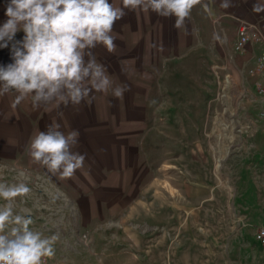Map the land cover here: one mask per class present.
Returning <instances> with one entry per match:
<instances>
[{
  "label": "rangeland",
  "instance_id": "374dc122",
  "mask_svg": "<svg viewBox=\"0 0 264 264\" xmlns=\"http://www.w3.org/2000/svg\"><path fill=\"white\" fill-rule=\"evenodd\" d=\"M255 2L231 0L225 9L201 0L180 29L174 17L125 10L113 28L115 51L93 49L113 88L129 86L119 98L93 91L77 106L33 109L30 97L15 106L14 92L0 97V182L31 189L15 198V211L30 213L32 229L58 235L53 264H264L256 234L264 150L246 147L264 143V109L247 87L246 65L234 76L241 54L232 45L242 21L259 24L247 18ZM0 61L10 62L7 48ZM52 123L79 133L72 150L86 158L70 179L26 151ZM244 167L253 184L246 204Z\"/></svg>",
  "mask_w": 264,
  "mask_h": 264
},
{
  "label": "clouds",
  "instance_id": "9594fccd",
  "mask_svg": "<svg viewBox=\"0 0 264 264\" xmlns=\"http://www.w3.org/2000/svg\"><path fill=\"white\" fill-rule=\"evenodd\" d=\"M201 0H7L0 23V49L9 50L10 62L0 63V97L14 92L13 106L31 98L33 109L54 103L80 105L93 91L119 98L128 85H117L97 62L98 45L109 53L116 49L113 28L128 11L154 12L173 18L180 29ZM231 0H221L229 8ZM252 11L264 12V2L253 3ZM22 33L20 38L17 34ZM221 40L219 34H214ZM159 50H163L162 47ZM78 131L63 132L52 123L29 138L26 151L32 161L59 179H70L84 166L85 154L73 151ZM31 189L23 182H0V264H43L55 255L58 235L45 236L30 227L27 210L15 211L13 201ZM87 245V237L82 238Z\"/></svg>",
  "mask_w": 264,
  "mask_h": 264
},
{
  "label": "crops",
  "instance_id": "0c3cea01",
  "mask_svg": "<svg viewBox=\"0 0 264 264\" xmlns=\"http://www.w3.org/2000/svg\"><path fill=\"white\" fill-rule=\"evenodd\" d=\"M6 2H7V0H0V6L3 5V4H6ZM210 8L213 10L212 7H210ZM209 12H210V10H209ZM247 18L249 20H252V21H258L260 27L264 31V15L262 13H253V14H250L249 17H247ZM260 49H261L260 45L258 43H256V42H250L248 44L247 50L245 52H243V53H240L241 57H242V60H240L241 57L239 56V64H237L234 67V70H236V72L234 73V76L237 77V78L240 77V72L242 71V69L244 67V64H245L246 67H247V74L246 75H247V79L249 80V83H248L247 87L250 90L251 94L255 95L256 98L261 99L260 106L263 107V109H264V96L260 95L257 92V90H256V88L254 86V83H253L254 76L250 73V68L255 65V63L257 61V55L260 52ZM0 63H2V62L0 61ZM236 92L241 94L242 91L241 90H237ZM252 102H254V101L252 100ZM262 111H264V110H262ZM262 130H263L262 132H264V126H262ZM247 143L248 144L246 145V147L248 149L250 148V150H254V151L257 150L256 151V155L262 154L261 151H258V149L264 150V143L263 142H261V143L259 142L258 143V142H253L252 141V142H247ZM242 172H243L242 176L244 177V181H243L244 185H242L243 190H242V192L239 195H240V197H244L245 204H246L247 200L250 198L249 190L252 189L253 184L251 183L250 179L248 178V168L244 167L242 169ZM244 206H247V205H244Z\"/></svg>",
  "mask_w": 264,
  "mask_h": 264
},
{
  "label": "built area",
  "instance_id": "2783aa9c",
  "mask_svg": "<svg viewBox=\"0 0 264 264\" xmlns=\"http://www.w3.org/2000/svg\"><path fill=\"white\" fill-rule=\"evenodd\" d=\"M250 42L258 43L261 48L255 65L250 68V73L254 76L253 83L257 92L264 96V31L258 23L242 21L237 29L233 49L237 53H243L247 50ZM256 234L259 240L264 243V225L259 226ZM43 264H53V262L50 258L45 257Z\"/></svg>",
  "mask_w": 264,
  "mask_h": 264
},
{
  "label": "water",
  "instance_id": "95a60500",
  "mask_svg": "<svg viewBox=\"0 0 264 264\" xmlns=\"http://www.w3.org/2000/svg\"><path fill=\"white\" fill-rule=\"evenodd\" d=\"M209 10H210V12L213 14L214 13V11L211 9V8H209Z\"/></svg>",
  "mask_w": 264,
  "mask_h": 264
}]
</instances>
